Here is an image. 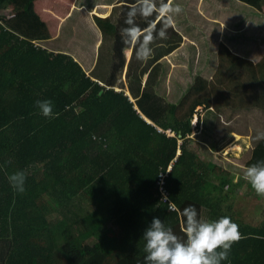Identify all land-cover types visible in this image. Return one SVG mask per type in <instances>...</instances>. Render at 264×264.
Wrapping results in <instances>:
<instances>
[{
    "label": "trees",
    "instance_id": "16d2710c",
    "mask_svg": "<svg viewBox=\"0 0 264 264\" xmlns=\"http://www.w3.org/2000/svg\"><path fill=\"white\" fill-rule=\"evenodd\" d=\"M34 1L0 0V12L11 6L15 15L29 14L20 23L43 39L45 32L32 26ZM76 15L57 38L38 41L6 28L9 17L0 13V264H136L151 217L160 216L179 234L180 211L189 204L202 219L227 215L238 225L239 239L222 264H264V216L256 223L238 216L231 200L239 194L210 179L220 166L189 145L208 142L213 152L228 136L247 135V166L264 159V140L254 139L256 128L250 134L253 123L234 125L243 121L237 115L254 113L245 105L251 88L261 94L249 104L264 109L262 72L242 80L243 72L234 69L252 63L226 48V72L236 87L234 94L224 90V103L213 104L200 77L185 82L187 90L162 82L166 56L186 50L175 27L142 63L128 60L121 43L123 12L93 20ZM45 98L53 101L55 118L35 108ZM199 106L205 112L192 137ZM17 170L26 175L22 193L7 179ZM160 174H166L165 201ZM170 204L176 211H168ZM90 232L93 243L86 241Z\"/></svg>",
    "mask_w": 264,
    "mask_h": 264
},
{
    "label": "clouds",
    "instance_id": "9594fccd",
    "mask_svg": "<svg viewBox=\"0 0 264 264\" xmlns=\"http://www.w3.org/2000/svg\"><path fill=\"white\" fill-rule=\"evenodd\" d=\"M183 7L176 0H127L123 6V22L119 27L126 55L142 63L153 58L157 42L168 38V29L175 27ZM38 113L55 118L50 98L34 102ZM255 140H264V131H257ZM258 197L264 198V159L249 164L242 173ZM15 192L25 191L26 175L22 170L7 177ZM165 199H167L165 197ZM168 211H176L169 205ZM182 228L178 234L170 224L153 215L143 228V255L136 264H222L227 260L232 243L239 239L238 225L227 215L202 219L194 205L180 211Z\"/></svg>",
    "mask_w": 264,
    "mask_h": 264
},
{
    "label": "crops",
    "instance_id": "0c3cea01",
    "mask_svg": "<svg viewBox=\"0 0 264 264\" xmlns=\"http://www.w3.org/2000/svg\"><path fill=\"white\" fill-rule=\"evenodd\" d=\"M20 1L23 2L25 0ZM126 2L127 0H36L30 8V13L35 14L34 17L37 16L43 23L44 21L47 22L49 18H52L55 20V22H53L54 25H57L54 26L55 29L51 30L50 25L44 23L47 29H49V34H45L43 39H38L36 33L30 32V27L27 29L24 24L20 23L23 17L27 18L29 14L23 12V14L15 15V13L13 14V7L11 6L7 7V10L11 11V13H8L9 11L6 10L9 20H4V24L19 35L32 37L34 38L33 40H53L62 34L63 23L69 17H73L76 14H78V17H82L80 14H82L83 17H91L90 19H92V17L107 19L113 14L115 15L114 17H121L123 6ZM176 2L180 3L183 7V12L174 17L175 28L182 34L183 38H185L182 47L186 48V52L188 51L193 54L194 63H199L201 61L207 62L212 58V46L213 52L216 51L217 55L215 56L218 58L216 74L219 75L217 77L219 81L215 82V84H227L228 74L226 71L229 70L228 68L230 67L226 61V57H228L226 48L230 53L242 57L238 54V50L236 49L237 51H234L230 45L236 46L238 42L237 38L241 35L238 33H243L245 31V27L243 26H245L247 20L243 23L242 28L236 29L232 24L235 22L240 24L244 21L243 16H264L261 15V13L264 14V0H257L258 5L244 2L243 0H176ZM243 3L251 6L252 9L243 5ZM116 7L119 9L117 10ZM219 23L221 24V31H219ZM212 26L214 27L213 32H211ZM173 55L174 54L166 56L167 62L169 63L167 73L173 71L178 72L177 69L180 64L177 65L172 62L171 57ZM129 59L130 57L128 56V60ZM162 60L163 59H160V61ZM240 70L243 72L241 67L239 69L237 68V70L235 69V72H239ZM171 76L172 73L169 74V77ZM124 77H126V73ZM189 77V80L200 77L203 81L207 82V86H210L209 81L204 76L198 74V72H193L192 76ZM182 78L185 77H183L181 72L178 79L180 80ZM163 81H165L166 86L170 85L167 79L164 80L163 78L162 82ZM217 92L220 94L216 96V99H220L219 103H224V99L222 98L224 90H218ZM167 99L170 100L168 96ZM199 109L200 106L196 109L192 118V137L198 132L196 129L197 124L204 115V113L203 115L200 114ZM194 117L196 121L195 124H193ZM145 119L147 122L151 123L148 118L145 117ZM168 133L170 134L171 131H168Z\"/></svg>",
    "mask_w": 264,
    "mask_h": 264
},
{
    "label": "rangeland",
    "instance_id": "374dc122",
    "mask_svg": "<svg viewBox=\"0 0 264 264\" xmlns=\"http://www.w3.org/2000/svg\"><path fill=\"white\" fill-rule=\"evenodd\" d=\"M247 7L251 8V6L244 4ZM9 11V10H7ZM2 15L8 16L6 14V11L0 12ZM8 13H11L9 11ZM261 13V12H260ZM80 14V13H79ZM82 17L83 15L80 14ZM89 15V14H88ZM261 15H264L261 13ZM78 17V14L76 15ZM76 17L73 18L74 23L83 24L80 22V20ZM37 20H34V24L32 26H35V28L39 29L41 32H45V34H49V31L43 30V26L50 25L51 30L55 29L53 22H55L54 19L49 18L44 23L36 16ZM244 21H242L240 24L237 22L233 23L232 26L236 29L242 28L243 23L245 20H247V23L245 22V31L238 36L236 43V46L230 45V47L234 50H238V54H240L242 57H244L246 60L251 61L250 68L247 70H244L242 75V80H248L253 75V72L259 73L262 72V74H259L258 76L264 80V16H243ZM66 21V20H65ZM5 22H3L4 24ZM46 25L44 27H46ZM7 28V26H6ZM47 28V27H46ZM70 27L66 28L67 29ZM211 32H213L214 27H211ZM219 31H221V24L219 23ZM237 49V50H236ZM211 53H213L212 58L205 62L201 61L199 63H194V57L193 54L190 52H183L180 50V52L176 55H173L172 62L174 64H180L178 67V72L173 71L172 76L169 77L170 73L166 74V78L168 82H170V86L172 87V84L174 87L180 89H188L189 85H183L187 84L189 82V76H192L193 72H198L201 76H204L209 81V93L205 95V97L211 98L213 104L219 103L220 99H216V96L220 93L217 92L218 90H227L230 92V94H234L235 87L233 84V80H230L227 78V84H215V82H218V76L216 74V68L218 65V58H216L215 55H217L216 51L213 52V47L211 46ZM189 68V70H188ZM240 68V66H239ZM238 68V69H239ZM260 70V71H259ZM187 71V72H186ZM235 71V69H234ZM182 72L183 77L179 81V75ZM186 72V73H185ZM229 77V76H228ZM178 79V80H177ZM182 90V89H181ZM243 90V89H242ZM249 95L246 97V104L248 107V110L253 111L254 113H247L243 114L241 113L239 116H243V121L246 120V124L240 120L237 122V124H234L235 127L237 125H243L246 127L249 121H251L253 124L249 128L250 134L253 133V129H255V134L257 131H264V109L261 110L259 108L253 107L249 104L250 101H252L253 96L260 95V89L258 87L251 88L248 92ZM180 95V94H179ZM178 95V96H179ZM174 96V95H173ZM222 104V102H220ZM251 107V108H250ZM250 108V109H249ZM203 109V110H201ZM200 114L203 115L204 108L200 107L199 109ZM232 113L231 110L227 111V115H230ZM246 116V117H245ZM245 118V119H244ZM238 119V118H237ZM195 117L193 119V124H195ZM192 124V123H191ZM221 136H223L222 133H220ZM194 136V135H193ZM226 142L228 143L226 146L220 145L222 149L218 151H210L209 143L205 142L203 145L196 143L194 141H190L189 145L197 151L199 156L206 160L212 159L215 163H217L220 167L217 168L216 174H212V178H210L212 181H215L217 183H222L224 186H226L227 190H232L233 193L239 194V197L237 198V201L231 200V203L234 204V210L236 211V214L240 216L243 220L256 223L259 220H261L264 216V198L258 197L250 184L243 179L242 173L244 169L247 167V160L251 156V150H252V142L250 136L247 135H238V134H232L231 136H228L226 138ZM224 146V147H222ZM228 149V150H225ZM236 176L235 182H230L229 178ZM242 183V184H240ZM55 207H59L56 203H53ZM86 241H89L93 243L95 241L93 235H91V232L88 233V237L86 238Z\"/></svg>",
    "mask_w": 264,
    "mask_h": 264
},
{
    "label": "built area",
    "instance_id": "2783aa9c",
    "mask_svg": "<svg viewBox=\"0 0 264 264\" xmlns=\"http://www.w3.org/2000/svg\"><path fill=\"white\" fill-rule=\"evenodd\" d=\"M172 165H169L168 169H167V172L170 171ZM160 179L158 180V188H159V193H160V197L162 198V200L165 201V197H167L168 195V192H167V189H165V180H166V174H160Z\"/></svg>",
    "mask_w": 264,
    "mask_h": 264
},
{
    "label": "bare ground",
    "instance_id": "6f19581e",
    "mask_svg": "<svg viewBox=\"0 0 264 264\" xmlns=\"http://www.w3.org/2000/svg\"><path fill=\"white\" fill-rule=\"evenodd\" d=\"M225 150H228V149H225Z\"/></svg>",
    "mask_w": 264,
    "mask_h": 264
}]
</instances>
